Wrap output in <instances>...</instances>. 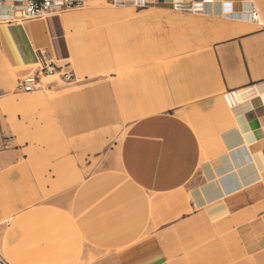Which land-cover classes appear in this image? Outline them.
<instances>
[{"label": "crops", "instance_id": "obj_1", "mask_svg": "<svg viewBox=\"0 0 264 264\" xmlns=\"http://www.w3.org/2000/svg\"><path fill=\"white\" fill-rule=\"evenodd\" d=\"M148 1L139 11L148 16L144 34L128 40L129 61L118 36L112 59H87L95 54L88 39L104 40L106 29L83 23L74 9L0 25V175L26 159L42 130L19 113L48 99L17 89L39 52L69 65L73 83L112 72L114 111L126 102L138 114L121 141L119 164L150 197L143 205L146 231L139 236L131 209L129 225L103 237L118 248L99 249L96 260L83 264H264V24L249 0H202L201 13L174 12L178 0ZM251 9L257 20L245 13ZM128 70L129 81L118 85ZM103 79L91 91L105 92ZM57 84L43 79L41 89ZM249 85L258 96L225 110L221 93ZM89 91L78 94L83 104ZM191 122L200 123V132ZM71 123L83 130L93 124Z\"/></svg>", "mask_w": 264, "mask_h": 264}, {"label": "rangeland", "instance_id": "obj_2", "mask_svg": "<svg viewBox=\"0 0 264 264\" xmlns=\"http://www.w3.org/2000/svg\"><path fill=\"white\" fill-rule=\"evenodd\" d=\"M249 1L264 24V0ZM141 9L128 0L122 6L108 0H84L81 9H74L83 15V23L106 29L105 42L98 36L88 39L91 42L87 41L86 46L95 54L87 59L110 60L106 54H111L112 59L115 36H118V41H122L123 60L129 61L128 40L144 34L148 18L139 12ZM112 76L111 72L99 77L104 78L101 83L107 87L105 92L91 91L94 81L99 79L97 76L74 83L53 76L44 79L57 80L52 90L43 87L21 95L47 98L49 110L38 103L19 113L22 120L32 119L30 123L34 125L40 123L42 130L35 143H29L26 159L18 160L0 175V255L7 264L92 263L97 259L93 253L99 249L118 248L119 244L103 237L127 227L131 209L135 211L139 236L145 233L142 225L147 211L143 205L150 197L131 185L119 164L121 141L138 114L130 111L132 105L126 102L121 104V111H114ZM129 76V70L122 71L118 85L124 86ZM88 90L92 94L85 95L87 100L83 104L78 94L81 91L86 94ZM104 101H109L111 106H105ZM223 106L230 111L224 102ZM54 115L57 124L51 123L56 119ZM72 119L84 123L90 120L93 124L83 130L71 127ZM190 124L200 132V123ZM46 146H51L53 151L45 152Z\"/></svg>", "mask_w": 264, "mask_h": 264}, {"label": "built area", "instance_id": "obj_3", "mask_svg": "<svg viewBox=\"0 0 264 264\" xmlns=\"http://www.w3.org/2000/svg\"><path fill=\"white\" fill-rule=\"evenodd\" d=\"M136 8H144L148 0H128ZM126 0H110L114 5H123ZM84 0H0V25L21 23L45 17L66 10L81 9ZM172 8L177 11L201 13L205 9L204 1L185 3L181 0L172 2ZM248 18L257 20V15L251 9ZM57 76L61 81L68 82L74 79V72L69 65H57L54 59L45 52H39L34 70L20 79L17 89L23 92H32L41 88V82L47 77ZM258 96L253 85L227 89L221 93L225 106L232 110ZM0 264H7L0 255Z\"/></svg>", "mask_w": 264, "mask_h": 264}, {"label": "bare ground", "instance_id": "obj_4", "mask_svg": "<svg viewBox=\"0 0 264 264\" xmlns=\"http://www.w3.org/2000/svg\"><path fill=\"white\" fill-rule=\"evenodd\" d=\"M179 1V0H178ZM174 2H176V1H174Z\"/></svg>", "mask_w": 264, "mask_h": 264}]
</instances>
